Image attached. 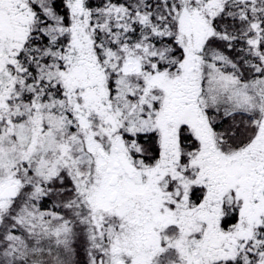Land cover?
<instances>
[{"label": "snow or ice", "instance_id": "snow-or-ice-1", "mask_svg": "<svg viewBox=\"0 0 264 264\" xmlns=\"http://www.w3.org/2000/svg\"><path fill=\"white\" fill-rule=\"evenodd\" d=\"M0 264H264V0H0Z\"/></svg>", "mask_w": 264, "mask_h": 264}]
</instances>
